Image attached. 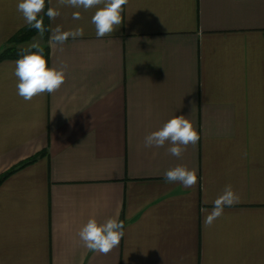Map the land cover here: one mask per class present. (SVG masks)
<instances>
[{
  "label": "crops",
  "instance_id": "0c3cea01",
  "mask_svg": "<svg viewBox=\"0 0 264 264\" xmlns=\"http://www.w3.org/2000/svg\"><path fill=\"white\" fill-rule=\"evenodd\" d=\"M17 3L0 0V51L27 25ZM59 10L21 44L66 63L58 91L26 102L17 59L0 62V176L45 152L0 184V264H264V0H128L102 38L96 9ZM57 25L84 34L52 47ZM175 115L198 143L179 158L144 147ZM177 165L197 170L194 188L165 181ZM227 184L240 202L208 227ZM93 217L124 221L107 255L77 235Z\"/></svg>",
  "mask_w": 264,
  "mask_h": 264
},
{
  "label": "clouds",
  "instance_id": "9594fccd",
  "mask_svg": "<svg viewBox=\"0 0 264 264\" xmlns=\"http://www.w3.org/2000/svg\"><path fill=\"white\" fill-rule=\"evenodd\" d=\"M51 3V0H47ZM128 0H56V5L47 8L46 15L50 20H55L61 15L60 7H72L88 11L96 9L91 23L95 27L97 38H102L112 33L123 23V6ZM46 0H18L17 11L21 13L25 22L35 28L43 37L45 28L43 17L40 15L45 9ZM75 20L81 19V13L72 14ZM52 35L49 44L52 47L63 45L70 37L75 39L83 36L82 27L63 30L61 25L51 29ZM36 49V51H32ZM62 50V49H61ZM23 54L15 61L14 76L17 78L16 91L26 102L45 93L51 94L58 91L66 80V63L60 67H49L44 56L41 44L33 42L28 49L22 50ZM200 140L199 133L194 124L185 115H175L163 124L158 130L145 136L144 147H164L170 144L167 152L177 158L181 157L189 145L195 146ZM168 183H180L185 188H194L197 184V170L189 169L187 165H177L164 173ZM240 202L239 194L231 184L225 185L223 191L212 202L213 208L205 217V225L210 227L215 220L224 214V208L231 207ZM78 237L83 246L89 251L107 255L117 248L125 235L124 221L118 217H110L103 223L97 219L89 218L80 228Z\"/></svg>",
  "mask_w": 264,
  "mask_h": 264
},
{
  "label": "trees",
  "instance_id": "16d2710c",
  "mask_svg": "<svg viewBox=\"0 0 264 264\" xmlns=\"http://www.w3.org/2000/svg\"><path fill=\"white\" fill-rule=\"evenodd\" d=\"M47 5L44 9V12L40 14L43 17V24H44V34H48L49 31V18L46 15L47 12ZM39 32L29 26L28 24L21 28L14 36L10 38L6 46L0 51V62L6 59H19L21 55L23 54L22 50L28 49V47H22L21 44L32 39L34 36H36ZM44 50V56H48V47H43ZM32 51H36V49H32ZM44 153H40L36 155L33 158L28 159L27 161L19 164L18 166L6 171L4 174L0 176V184L13 172H15L17 169L22 168L23 166L30 164L34 162L37 157L44 155Z\"/></svg>",
  "mask_w": 264,
  "mask_h": 264
}]
</instances>
